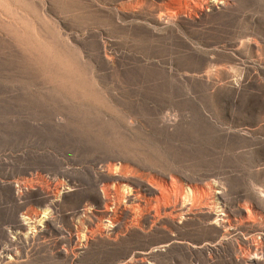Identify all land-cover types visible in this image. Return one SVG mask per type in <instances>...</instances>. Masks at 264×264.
<instances>
[{"label": "rangeland", "instance_id": "obj_1", "mask_svg": "<svg viewBox=\"0 0 264 264\" xmlns=\"http://www.w3.org/2000/svg\"><path fill=\"white\" fill-rule=\"evenodd\" d=\"M0 2V264H264V0Z\"/></svg>", "mask_w": 264, "mask_h": 264}, {"label": "bare ground", "instance_id": "obj_2", "mask_svg": "<svg viewBox=\"0 0 264 264\" xmlns=\"http://www.w3.org/2000/svg\"><path fill=\"white\" fill-rule=\"evenodd\" d=\"M2 1V0H1ZM6 1V0H5ZM43 1V0H42ZM1 3V2H0ZM3 3H4V1H3ZM5 5V4H4ZM30 9L32 10H30L31 11V17L29 16V19H30V21H31V23H32V31H33V37H34V40H35V49H37L38 47H37V43H38V39H39V31H38V29L40 28V26H38L39 25V23H40V11H41V2H40V0H30ZM7 10V9H6ZM17 10H18V8H17ZM20 11V10H19ZM43 14V13H42ZM25 15V14H24ZM23 15V16H24ZM17 17H18V15H17ZM19 18V20H18V22L19 23H22L21 22V19H22V17H18ZM17 21V20H16ZM12 23H14V22H12ZM41 38V37H40ZM39 49V48H38ZM37 51V50H36ZM34 53V52H33ZM148 187H149V185H148ZM154 192V191H153Z\"/></svg>", "mask_w": 264, "mask_h": 264}]
</instances>
